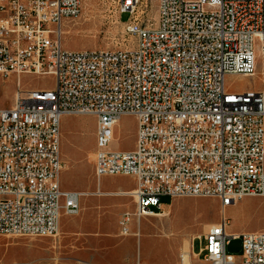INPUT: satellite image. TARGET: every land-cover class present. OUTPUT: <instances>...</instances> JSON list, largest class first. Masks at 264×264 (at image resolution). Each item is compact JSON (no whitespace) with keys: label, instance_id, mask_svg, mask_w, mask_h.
<instances>
[{"label":"built area","instance_id":"2783aa9c","mask_svg":"<svg viewBox=\"0 0 264 264\" xmlns=\"http://www.w3.org/2000/svg\"><path fill=\"white\" fill-rule=\"evenodd\" d=\"M120 20L130 16L125 48L69 50L62 24L81 14V0H0V74L55 77L50 90H18L0 109V235L56 236L61 211L76 215L84 192L64 190L62 119H96L95 175H127L137 185L130 221L160 215L163 197H217L227 207L264 197V90L230 91L227 74L253 76L264 53V0H100ZM258 40V43L256 42ZM133 115L136 148L112 150L114 128ZM127 195V196H128ZM209 227L195 253L209 264H264V229ZM75 264H99L77 260ZM137 264H147L139 262Z\"/></svg>","mask_w":264,"mask_h":264},{"label":"rangeland","instance_id":"374dc122","mask_svg":"<svg viewBox=\"0 0 264 264\" xmlns=\"http://www.w3.org/2000/svg\"><path fill=\"white\" fill-rule=\"evenodd\" d=\"M81 14L62 24V46L69 50L94 48H125L133 37L128 32L130 14H118L100 0H81ZM144 18H155L157 0ZM258 43V40H256ZM257 69L253 76L227 74L225 83L233 92L264 90V53L256 47ZM50 90L55 77L50 74H0V109H9L18 90ZM138 123L133 115H122L114 128L109 146L112 150L136 148ZM96 119L92 115H68L62 119L61 152L64 167L60 174L63 189L95 193L81 198V210L76 215L61 211V233L56 236L0 235V264H75L76 260H90L101 264H184L183 240L188 241L193 264H209L205 254L200 259L193 253L200 251V241L209 227L223 216L230 219L227 230L240 232L264 229V197H244L224 207L217 197H163L162 216L134 217L129 226L132 234L121 235L119 220L132 212V196L96 194L132 190L137 181L132 176L110 175L98 179L95 175ZM169 203V204H168ZM168 204V205H167ZM139 232V233H138ZM138 234V235H135ZM184 238V239H183ZM227 254L241 264L242 241L232 239Z\"/></svg>","mask_w":264,"mask_h":264},{"label":"bare ground","instance_id":"6f19581e","mask_svg":"<svg viewBox=\"0 0 264 264\" xmlns=\"http://www.w3.org/2000/svg\"><path fill=\"white\" fill-rule=\"evenodd\" d=\"M256 69H257V56H256ZM103 190H100L99 192H97L96 194L100 193V194H108V195H128L131 192H125V191H109V192H102ZM85 195L91 196V195H95V193H88L85 192ZM156 216H162V214L160 215H156ZM61 226L59 223V229H58V233H61ZM184 239V238H183ZM182 250L181 256H182V262L184 264H191V249H190V244L188 243V241L183 240L181 246L179 247Z\"/></svg>","mask_w":264,"mask_h":264},{"label":"crops","instance_id":"0c3cea01","mask_svg":"<svg viewBox=\"0 0 264 264\" xmlns=\"http://www.w3.org/2000/svg\"><path fill=\"white\" fill-rule=\"evenodd\" d=\"M100 179V178H99ZM135 189V188H134ZM134 189H132V190H120V191H125V192H131V191H133ZM64 190H68V189H64ZM170 200H172V199H170ZM169 204V203H168ZM167 204V205H168ZM245 231H252V230H246V229H243V230H241L240 232H238V231H232V232H238V233H241V232H245ZM139 233V232H138ZM135 235H138V234H135ZM193 253L195 254V252H194V249H193ZM77 261V260H76ZM75 261V262H76ZM87 261H90V260H87ZM92 262H94V261H92ZM139 262H141V261H139ZM138 262V263H139ZM96 263H98V262H96ZM99 264H101V263H99ZM176 264H177V262H176ZM191 264H193V259H191Z\"/></svg>","mask_w":264,"mask_h":264}]
</instances>
